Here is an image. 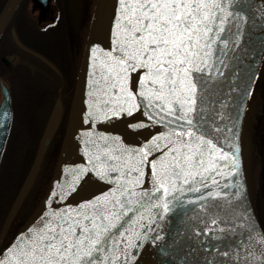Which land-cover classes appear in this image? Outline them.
I'll return each mask as SVG.
<instances>
[{
  "label": "snow or ice",
  "instance_id": "1",
  "mask_svg": "<svg viewBox=\"0 0 264 264\" xmlns=\"http://www.w3.org/2000/svg\"><path fill=\"white\" fill-rule=\"evenodd\" d=\"M118 4L114 48L90 49L94 90L88 122L141 111L165 131L140 148L116 139L110 145L105 136L98 137L102 147L91 141L93 167L68 170L73 175L67 186L53 184L46 210L0 250V264H132V250L157 220L177 209L186 213L187 205L203 225L195 235L209 255L219 240L229 249L222 253L229 264H264V226L250 208L241 209L239 148L233 142L238 136L234 124L221 126L231 117L217 99L229 38L238 47L247 23L236 9L249 6L248 0ZM243 91L249 95L250 86ZM88 171L108 181L111 190L68 207L65 200L80 178L74 173Z\"/></svg>",
  "mask_w": 264,
  "mask_h": 264
},
{
  "label": "flooded vegetation",
  "instance_id": "2",
  "mask_svg": "<svg viewBox=\"0 0 264 264\" xmlns=\"http://www.w3.org/2000/svg\"><path fill=\"white\" fill-rule=\"evenodd\" d=\"M95 3L96 0H0V105L5 90L11 110L0 162L12 153L15 138L25 136L18 138L16 126L33 130L28 141L37 140L40 134V143L50 118L46 119L45 115L43 86H50L52 92L58 81L56 76L59 80L66 77L70 81L83 57ZM16 110L25 116L17 114ZM30 114L31 121L28 119ZM52 114L56 123V110ZM238 148L245 191L255 219L264 226V51L244 106ZM22 199L8 222L16 198L9 188L0 194V236L3 233L0 250L6 247L7 241L10 243L20 228L15 216ZM15 222L19 225L16 231ZM193 255L204 264L196 253ZM188 257L185 264L196 263L194 256Z\"/></svg>",
  "mask_w": 264,
  "mask_h": 264
},
{
  "label": "water",
  "instance_id": "3",
  "mask_svg": "<svg viewBox=\"0 0 264 264\" xmlns=\"http://www.w3.org/2000/svg\"><path fill=\"white\" fill-rule=\"evenodd\" d=\"M248 5L249 6H246L243 9H236L241 11V14L246 18L247 23L243 26L242 34L239 36L238 47H233V41L231 38H229L227 56L224 57L226 67L222 66V70L224 72V76L221 78L220 85L222 91L217 97V99L223 100V102L228 105V107L225 109V113L227 116L231 117V119L225 120L221 126L231 127L234 124V132H236L237 136L239 134L240 122L248 96L244 95L243 90L248 86L251 88L260 59L262 57V53L264 51V27L261 26L264 24V15H262L260 12L261 9H264V0H248ZM118 20V0H96L77 78V86L82 70L92 60L90 59V49L91 45H93L94 39L96 38L98 42V52H108L114 48L117 32L116 24ZM100 27V36H96ZM91 71V79L88 85L87 94L81 109L77 127L72 135L70 131L67 135L49 187L32 214L18 229L11 241L17 236L18 233L22 232L30 224V222L34 219V217L37 216L38 213L46 210L44 208V201L48 197L49 190L52 188L54 183L63 184L65 186L68 185L70 182V176L73 175V173H70L68 170L84 168L91 169L93 167L88 163L96 151L95 148L91 146V141H97L102 147L103 143L98 141V137L105 136L110 138L108 141L110 145L112 144V140L116 139L118 140L119 144L126 148H140L147 144L150 139L165 131L163 127L155 124L153 121H150L146 115L142 114L141 111L134 112L132 116L121 115L119 117H110L106 120L98 119L94 125H90L88 122V112L90 111L91 101L89 93L94 90L93 61L91 65ZM134 75L135 74H133V77ZM233 84H235L237 87L235 88V91H230ZM137 102H139V98ZM142 107L143 105H141V108ZM0 112L7 113L5 116H0L1 156L11 115L9 96L5 90L4 98L0 105ZM137 124L146 126L135 127ZM54 127L55 115H51L39 143L37 158L32 166L27 180L23 184L16 197L15 203L12 206L8 216V222L15 207L18 205L26 191L30 177H33L37 169L44 149L54 131ZM87 133H91V136L87 135ZM225 135L230 134L225 133ZM233 142L238 145V139H234ZM225 150H228L227 147ZM74 174L79 175L80 178L73 184L74 191H71L65 200V204H67V206L70 208L77 207L80 204L89 203L95 198L108 193L112 188V185L108 181L101 179L93 171ZM239 179L243 185L241 194L243 204L241 205V209L248 207L252 211L241 174ZM233 191H235V189ZM186 207L188 209L186 213L181 214L179 209H177L175 212H170L165 215L162 221L159 219L157 220V224L152 226L153 230L147 233V238L142 241H138V244L140 245L139 248L132 250V255L134 256L132 264H159L164 259L165 255L178 237L180 229L184 226L186 221H189L190 219L197 220V212L191 210L194 206L187 205ZM6 226L7 223L5 224L2 232L5 231ZM221 227H224V225H221ZM237 231L240 230L237 229ZM2 235L3 233L0 236V240ZM217 235L223 236L221 233H217ZM157 236L160 238L157 239ZM187 241L193 251L204 262V264L206 261H211L205 250L202 249L195 241H193L192 237L187 238ZM214 243L217 245V249L221 255L223 252H227L229 250L228 248L224 247L219 240L214 241ZM223 258L225 260V264H229L228 257L223 256ZM211 264H213L212 261Z\"/></svg>",
  "mask_w": 264,
  "mask_h": 264
},
{
  "label": "trees",
  "instance_id": "4",
  "mask_svg": "<svg viewBox=\"0 0 264 264\" xmlns=\"http://www.w3.org/2000/svg\"><path fill=\"white\" fill-rule=\"evenodd\" d=\"M84 48V46H83ZM83 51V50H82ZM82 59V58H81ZM81 64V60L79 62V65L74 69L72 77L70 81L66 79V77H63L59 80L57 76L55 77L56 81L53 85V91H50V86L44 85L43 88L45 89L44 96L46 98V119L50 117L53 111L56 110V123L54 127V131L52 135L49 138V141L44 149V152L42 154V157L38 163L37 169L33 175V180H31L30 184L28 185L24 195L23 199L20 202L17 214L15 216L16 220L19 221V225L21 226L24 224V222L29 218V216L32 214L36 206L38 205L39 201L42 199L43 195L45 194L46 190L49 187V184L53 178L55 169L58 164V160L60 158V154L62 152L64 143L66 141L69 125H70V119L72 115V109H73V95H74V89L75 84L78 76L79 67ZM64 75V73H62ZM61 75V76H62ZM17 114H22L25 116L23 112H20L16 110ZM15 129H19L16 128ZM22 130V134H20V137H23V139H18L16 145L13 144V155L16 157L15 159L18 162L19 168L22 167V162H24V165L27 164L25 167L23 165L22 173H21V182L19 185L15 187L14 197L16 198L17 194L21 190L23 184L25 183L29 172L31 170V167L33 165V162L35 160L36 151L39 144V138L40 134L37 138V140H31L28 141L29 134L31 135V128L25 127ZM42 132V128H41ZM24 134V135H23ZM27 137V139H26ZM19 138V135H18ZM11 148V143L9 144V150ZM10 156V155H9ZM4 156L3 159L0 162V174L3 173L7 157ZM26 157V160L24 158ZM5 188V187H4ZM14 189V188H13ZM16 224V222H15ZM18 224H16L15 231L19 227ZM13 229V232H15ZM186 235H190V237H197L195 233L192 234H184V236L181 238V240H185L184 238ZM7 245L9 242L7 241ZM6 245V246H7ZM168 260V254L164 257V259L160 262V264H167Z\"/></svg>",
  "mask_w": 264,
  "mask_h": 264
},
{
  "label": "rangeland",
  "instance_id": "5",
  "mask_svg": "<svg viewBox=\"0 0 264 264\" xmlns=\"http://www.w3.org/2000/svg\"><path fill=\"white\" fill-rule=\"evenodd\" d=\"M77 54H78L77 57L80 59L81 54L79 52ZM75 85H76V87L74 89V95H73L74 102L76 99L77 88H78L77 81H76ZM74 105H73V109H72V115H71V119H70L69 128L71 127V123H72V119H73ZM28 119L30 121L32 120L31 114L28 115ZM69 131H70V129L68 130V132ZM22 132L23 131L20 129H15V133L19 136ZM17 141L18 140L15 138L14 146L16 145ZM15 158L16 157L13 155V153H11L9 157H7L4 171L2 174H0V194L2 193V190L7 189V188H9L10 191L14 193L15 187L17 185H19V183L21 182V173H22L21 171L23 169L22 167L24 165V162L21 163L22 167L19 168L18 162ZM24 160H26V157L24 158ZM26 165L27 164H25L24 167ZM241 175H242V173H241ZM202 227H203V225L198 220L190 219L189 221H186L184 226L180 229L178 237L176 238L175 242L171 246V249H170L171 251L170 250L168 251L167 264H185L187 258H189L188 256H191V257L194 256V261L196 262L195 264H203V263H201V261L199 259H196L195 255H193L195 252L191 248L188 241L185 238H184L185 242L181 240V238L184 236L185 233L186 234L198 233L201 231ZM186 237H190V235H186ZM192 238H193V241H195L202 249H204V242H202V240L200 238H198V237H195V238L192 237ZM188 245L190 246L192 252L189 250ZM205 252L209 256V258L211 259L213 264H225V260H224L223 256L220 254L218 249H217V252H213L211 255H209V253L207 251H205Z\"/></svg>",
  "mask_w": 264,
  "mask_h": 264
},
{
  "label": "bare ground",
  "instance_id": "6",
  "mask_svg": "<svg viewBox=\"0 0 264 264\" xmlns=\"http://www.w3.org/2000/svg\"><path fill=\"white\" fill-rule=\"evenodd\" d=\"M100 29L101 27L99 28L96 36H100ZM91 49L98 50V42L96 38L94 39L93 45H91ZM91 65H92V60L89 64L85 66V68L82 70V73L80 74V78L78 81L77 94H76V99H75V105H74V115H73V120H72L71 128H70L71 135L74 133V130L77 127V124L80 118L81 109L83 107L85 96L87 94V89H88V85L90 83L91 74H92ZM30 181H31V177H30ZM30 181H29V184H30Z\"/></svg>",
  "mask_w": 264,
  "mask_h": 264
}]
</instances>
